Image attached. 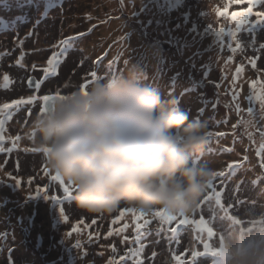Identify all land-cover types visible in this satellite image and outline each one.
<instances>
[{
	"label": "rangeland",
	"instance_id": "rangeland-1",
	"mask_svg": "<svg viewBox=\"0 0 264 264\" xmlns=\"http://www.w3.org/2000/svg\"><path fill=\"white\" fill-rule=\"evenodd\" d=\"M22 3L27 6L18 7L11 0H2L6 10L0 17V104L33 94L68 91L73 84L88 81L93 71L106 73L104 67L116 70L120 76L132 74L138 83L157 89L163 100L176 98L189 121L203 122L208 133H226L223 137L208 136L205 150L212 151V158L217 152L215 164L209 161L205 151L193 161L210 167L214 178L207 192L212 194L189 217L199 219L203 215L215 230L223 232L238 223L245 213L264 209V167L257 155H264V137L260 131L264 130V113L255 99L260 83L264 82V49L260 48L264 44V24L250 23L237 28L230 17L231 12L248 7L246 3L230 0H25ZM43 4L51 8L41 10ZM225 7L228 14L218 16L216 9ZM36 10L52 16L48 24L40 21L42 15L39 19ZM161 10L166 13L161 15ZM254 11L264 12V3L257 4ZM17 14L24 17L18 18ZM256 19L255 15L248 16L249 22ZM125 26L127 31L125 28L124 33L119 32ZM197 28L202 29L201 33H197ZM220 28L225 31L217 36ZM79 33L85 35L80 37ZM69 36L77 37L73 47L61 58L56 75L44 78L42 69L47 66L48 58L53 51H60L59 41ZM253 36L255 48L250 46ZM22 53L23 66H19L16 60ZM98 57L103 59L98 62ZM253 57H256L255 67L251 63ZM238 67L241 71L237 76ZM5 73L11 80L8 88L3 86ZM29 77L33 81L42 80L39 90L29 86ZM253 80L258 82L255 90L250 86ZM216 82L220 84L219 90ZM39 106L37 101L14 112L13 119L5 126L4 134L9 139L0 142V190L17 189L12 193L8 189L0 192V264H89L92 260L107 264L109 257L125 256L129 248L140 250L143 261L129 254L123 264H176L173 254L185 253L187 261L193 249L201 253L189 264H216L195 238L198 232L194 225H179L175 232H170L166 222L149 217L134 232L130 215L112 224L118 210L99 215L77 208L59 182L42 171L43 154L31 151L35 146L27 130ZM28 108L32 109L30 115ZM249 108L253 109L252 113L248 112ZM15 136L20 139L13 147L10 138ZM245 156L247 160H242ZM9 173L20 179L19 186L9 178ZM37 185H48L46 195L61 199L28 194V191L34 194ZM60 205L68 216L67 222L60 213ZM77 221H83L78 225L79 231L66 236ZM125 222L129 228L118 233L117 229ZM20 226L25 230H20ZM31 228L36 231L42 228L48 244H53L48 257H43L39 250L42 244L29 239ZM109 229H112L110 236ZM124 236L129 240L125 241ZM77 241L79 248L75 245Z\"/></svg>",
	"mask_w": 264,
	"mask_h": 264
},
{
	"label": "clouds",
	"instance_id": "clouds-1",
	"mask_svg": "<svg viewBox=\"0 0 264 264\" xmlns=\"http://www.w3.org/2000/svg\"><path fill=\"white\" fill-rule=\"evenodd\" d=\"M207 133L176 98L163 100L132 74L104 72L59 92L27 130L77 208L104 215L124 205L177 217L195 213L213 181L210 167L193 163ZM216 232L208 252L216 264H264V209Z\"/></svg>",
	"mask_w": 264,
	"mask_h": 264
},
{
	"label": "snow or ice",
	"instance_id": "snow-or-ice-1",
	"mask_svg": "<svg viewBox=\"0 0 264 264\" xmlns=\"http://www.w3.org/2000/svg\"><path fill=\"white\" fill-rule=\"evenodd\" d=\"M230 2H234L236 4L246 3L248 5V7H245V8L238 10V11H233L230 13V17H231L232 21L235 22L237 28H239L240 26L249 25L250 23L252 24V26L257 25V24H264V12H255L254 11L255 6L257 4L264 3V0H230ZM11 3H13L14 5H16L18 7L27 6L26 4L21 3L20 0H11ZM0 6H2V0H0ZM49 6H51V5H49ZM44 14H46V12ZM216 14L218 16H225L226 14H228V8L225 7L223 9H216ZM249 15H255L257 18L256 21L249 22V20H248ZM249 29H251V27H249L247 30H249ZM211 30H212V26H210V28H209V31H211ZM224 31H225L224 28H220L219 31L216 32V35L220 36L222 33H224ZM229 34L235 36V32H233L231 30H229ZM83 35H85V33H79L78 34V36H83ZM76 38L77 37H75V36H69V37L64 38V39L59 41L60 51H53L51 56L47 60V66L42 69V71L44 73V78H47L50 75H52V76L56 75L57 69H58L59 64L61 62V58L67 53V51L70 48L73 47V41ZM21 43H23V42L21 41ZM253 44H255V36H253ZM239 46L240 45L237 44V47H239ZM260 48L264 49V44H261ZM233 51H235V49H233ZM102 59H103V57H98L97 61L99 62ZM228 59L231 60L232 57L230 56ZM22 60H23V53L21 54L20 58L16 60V64L19 66H23ZM255 60H256V57L251 58V63L253 65V67H255ZM32 67L35 68L36 67L35 64ZM240 71H241V68L238 67L236 70L237 76L239 75ZM90 75H91V77H95L96 72L93 71L90 73ZM10 83H11L10 77L7 73H5L3 75V86L5 88H8ZM86 83H87V81L85 82V84ZM257 83L258 82L256 80H253L250 82V86L255 90ZM28 84L30 87L34 86V88L36 90H39L41 88L42 80L33 81V79L31 77H29ZM235 87H236V85L233 82V89H235ZM216 88H217V90H219V88H220V84L217 82H216ZM57 94H59V91H56L53 94H43V95L33 94V95H29L27 98L21 97L19 99L12 100L10 103L0 104V142H4L7 139H9V137H6L4 134L5 133V126H6L8 121L13 119L14 112L19 111L22 106L33 105L37 101L40 102L39 112H43L47 108L48 103ZM218 95H219V92H218ZM232 95H233V97H235L237 95L235 90L233 91ZM252 98L253 97H249V99H252ZM255 99L259 101L261 112L264 113V82L260 83L259 95H255ZM236 107L239 110V104L238 103H237ZM31 112H32V109L28 108V114L29 115L31 114ZM248 112L252 113L253 109L249 108ZM260 131H261V136L264 137V130H260ZM207 135L208 136L215 135L218 137H223L226 135V133L216 132V133H207ZM10 139L12 140V146L16 147V141H18L20 139V137L15 136V137H11ZM262 148H264V145H262ZM0 150H2V149H0ZM9 151H11V149H9ZM25 151H29V150L25 149ZM31 151L35 152V153L41 152V150H39L37 148H32ZM257 155L261 157V167H264V155H261V153H257ZM242 160H247V157L245 156ZM0 167H2V166H0ZM42 171L44 172V174L46 176H49L51 180L59 182L60 186L63 188L64 194H66L68 196L72 195L71 186L65 184L64 181L59 178V176L53 174L50 171V169L47 167L46 163H45V166L43 167ZM8 175H9V178L11 180L15 181V184H17L18 186L20 185L21 181L19 178L12 176L10 173ZM29 180L31 181V177L29 178ZM209 187H211V185H209ZM47 189H48V185H44L43 187L37 185L35 193L34 194L30 193V195L44 194L45 197L48 199H52V200H60L61 199L60 197H58L56 195L48 197L46 195ZM211 194L212 193L210 192V193H207L205 195L204 199L201 201L200 207L203 205V202L206 201L208 199L209 195H211ZM60 213H61L62 217L64 218V221L67 222L68 216L65 215L63 205H60ZM128 215H130L132 217V220L134 223V229H133L134 232H136V230L141 227L142 223H147L150 220L149 217L159 218L160 220L166 222L168 224V229L170 232H175L176 226H179V225H194L197 232H198V235L195 238L202 243L204 252L212 251V249L210 247L212 243H210V241L214 237H217L216 230L210 225L209 221L206 220L203 215H200L199 219L190 218L189 216H179V217L169 216V215H167V213L163 209H155L151 213H146L142 210H138V209L132 208V207H120L118 209V215H116L112 219V224H116L117 222L123 221L125 219V217ZM81 223H83V221H77V223L73 225L72 229L66 233V236H71L73 233L78 232L79 231L78 225ZM92 223L95 224L96 220H93ZM173 224L175 226H173ZM128 228H129V224L125 222L122 224V226L119 229H117V232L122 234ZM108 235L109 236L112 235V229H109ZM123 239L125 241H127V240H129V237L124 236ZM134 239H135V237H134ZM75 245L77 246V248H79L80 242L77 241V243ZM112 247L114 249V246H112ZM200 253H201V251L193 249L191 251V256L189 257V259L187 261L184 259L185 253H181L180 255L173 254L172 260H174L176 262V264H189V262L192 260V258L196 257ZM129 254L131 256L136 257L141 262L143 261L142 253L140 250L129 248L127 250L125 256H120L118 259H114L112 257H109L107 264H123V261L129 256ZM153 256H155V253H153Z\"/></svg>",
	"mask_w": 264,
	"mask_h": 264
},
{
	"label": "bare ground",
	"instance_id": "bare-ground-1",
	"mask_svg": "<svg viewBox=\"0 0 264 264\" xmlns=\"http://www.w3.org/2000/svg\"><path fill=\"white\" fill-rule=\"evenodd\" d=\"M22 2H25V0L24 1H21V3ZM31 2H34V1H31ZM35 3V2H34ZM3 5V4H2ZM5 5V4H4ZM4 5L3 6H1L2 8H1V10H0V17H1V12L2 11H5L6 9H4L5 7H4ZM45 7H48V8H51V7H49L48 6V4H46V5H44L43 4V6H42V8H41V10H45V9H47V8H45ZM17 11V10H16ZM36 13H37V15L39 16V19H40V16L42 15L40 12H38L37 10H36ZM160 13H161V15H164L166 12H164V10H161L160 11ZM18 18L20 17V18H23L24 17V15L23 14H17L16 15ZM40 21L41 22H47L46 24H48V22H49V20L48 19H46V18H44L43 17V15L41 16V19H40ZM117 22H119V21H117ZM120 23V22H119ZM15 24H16V22H15ZM118 24V23H117ZM127 26H125L124 28H123V30H120L119 32H122V33H124V29L126 28ZM184 30H187L185 27H182ZM127 29L128 28H126L125 29V31H127ZM201 28H197V33H201ZM51 31L52 32H54L55 31V29H53V28H51ZM99 31V27H97V32ZM122 34H120L119 36H121ZM116 43V45H118V43L117 42H115ZM94 44H95V41H92V45L94 46ZM80 74L79 72H71V74ZM54 88H55V86H54ZM58 89V88H57ZM206 105V104H205ZM206 107H207V111H208V106L206 105ZM208 146V145H207ZM206 146V147H207ZM212 146V145H211ZM216 151V150H215ZM205 153H206V156H207V158L209 159V161L212 163V164H215V162L217 161V152L215 153L216 154V156H215V158H212V156H210V154H213L212 153V151L211 150H209V149H207V150H205ZM214 154V155H215ZM218 170V169H217ZM216 170V171H217ZM8 189V188H7ZM7 189L6 188H4V190H0V192L1 193H3L4 191H7ZM11 193H12V190L14 191V192H17L16 190V188H10V189H8ZM31 193V191H28V194H30ZM32 226L34 227L35 226V223L34 222H32ZM20 230H22L23 229V231L25 230V228L24 227H22V226H20V228H19ZM35 228H31L30 229V231H29V235L30 236H28L29 237V239L30 240H33V242L35 243V244H37V245H41L42 244V247L41 248H39V250L40 251H42L43 252V257H48L49 256V253L50 252H52V247H53V244L52 243H50V244H48V242H47V240L45 239V237H44V232H43V229L42 228H40V230L39 231H36V230H34ZM50 229V228H49ZM34 248H36V245H35V247ZM35 254L37 255V253L35 252ZM76 261V260H75ZM89 264H99V263H96L94 260H92V262L91 263H89ZM100 264H102V263H100Z\"/></svg>",
	"mask_w": 264,
	"mask_h": 264
},
{
	"label": "trees",
	"instance_id": "trees-1",
	"mask_svg": "<svg viewBox=\"0 0 264 264\" xmlns=\"http://www.w3.org/2000/svg\"><path fill=\"white\" fill-rule=\"evenodd\" d=\"M245 44H247V42H245ZM260 45V43L258 42V44H257V46H259ZM250 46H252V47H254L255 48V45L253 44V40H251V43H250ZM243 48H246V46L245 45H243ZM103 62V61H102ZM117 68H118V66H117ZM104 69H105V71H106V73L107 74H109V75H112V76H117V71L115 70H113V69H107V68H105L104 67ZM241 194V193H240ZM248 202V201H247Z\"/></svg>",
	"mask_w": 264,
	"mask_h": 264
}]
</instances>
